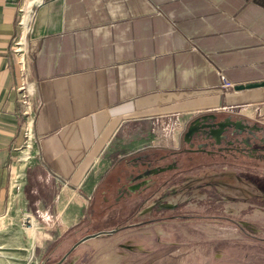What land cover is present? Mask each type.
I'll use <instances>...</instances> for the list:
<instances>
[{"label":"crops","instance_id":"1","mask_svg":"<svg viewBox=\"0 0 264 264\" xmlns=\"http://www.w3.org/2000/svg\"><path fill=\"white\" fill-rule=\"evenodd\" d=\"M24 1L0 0V217L37 224L32 255L85 219L117 135L158 141L174 115L264 104V0H39L25 115L11 53Z\"/></svg>","mask_w":264,"mask_h":264},{"label":"rangeland","instance_id":"2","mask_svg":"<svg viewBox=\"0 0 264 264\" xmlns=\"http://www.w3.org/2000/svg\"><path fill=\"white\" fill-rule=\"evenodd\" d=\"M30 16V11L26 17L22 11L26 23ZM237 112L264 126V104L238 107ZM191 117L174 115L172 123L154 127L166 136L158 141L148 133L139 139L117 135L111 150L116 157L129 158L146 150L166 154L174 150ZM165 128L169 134L163 133ZM216 161L181 166L180 159L179 169L167 176L170 183L162 185L141 210L112 211V221L101 211L100 218L68 236L51 255L56 244L45 254L41 246L32 255L33 237L39 231L33 220L0 217V264H58L83 237L113 229L118 231L79 244L61 264H264V164L254 161L246 170L239 162ZM153 203L157 205L149 210ZM33 227L31 236L28 231Z\"/></svg>","mask_w":264,"mask_h":264},{"label":"flooded vegetation","instance_id":"3","mask_svg":"<svg viewBox=\"0 0 264 264\" xmlns=\"http://www.w3.org/2000/svg\"><path fill=\"white\" fill-rule=\"evenodd\" d=\"M219 122L223 124L222 129L218 127ZM191 124L193 134L185 140ZM173 149L166 154L146 150L132 158L124 155L112 159L93 195L90 214L98 209L107 212V220L112 221L115 218L110 215L112 211L141 210L142 204L162 185L170 183L171 177L167 176L179 169L180 159L181 166L212 160L222 164L239 162L246 170L252 169L254 161L264 164V126L248 121L235 111L200 114L185 123ZM159 169L165 170L153 173ZM156 205L153 203L148 209Z\"/></svg>","mask_w":264,"mask_h":264},{"label":"built area","instance_id":"4","mask_svg":"<svg viewBox=\"0 0 264 264\" xmlns=\"http://www.w3.org/2000/svg\"><path fill=\"white\" fill-rule=\"evenodd\" d=\"M27 30L24 33L23 31V19L22 17L19 20V35L12 40L11 44V53L13 54L16 63L18 65V74H19V85L16 87L15 92L21 104L25 109V115H31L33 113L32 107L30 104V95L32 93L34 83L29 79V65L31 62L32 56L36 53V47L30 42V33H31V18L26 23ZM220 81V90L221 93L228 92L233 90L234 85L230 83L220 71H217ZM177 120V119H176ZM167 125V124H166ZM163 131L164 134H169L166 130ZM25 143L23 148L18 149L17 152L20 154V160L22 162H27L31 159L32 155L30 154V141L32 138L31 131L27 128L24 131ZM154 143V141H153ZM152 143V144H153ZM34 157V155H33Z\"/></svg>","mask_w":264,"mask_h":264},{"label":"water","instance_id":"5","mask_svg":"<svg viewBox=\"0 0 264 264\" xmlns=\"http://www.w3.org/2000/svg\"><path fill=\"white\" fill-rule=\"evenodd\" d=\"M211 117H212L213 120L216 119L215 115H212ZM218 127L220 129H222L223 128V124L219 122L218 123ZM193 130H194V128L192 127V124H191L189 129H188V131L185 133V140H187L188 137H190L193 134ZM220 132H221V130L218 131V135H219ZM164 170L165 169H159V171H154L153 173L163 172ZM117 231H118V229H113L111 231H102L100 233H94V234L87 235V236L83 237L80 241H78L77 243H75L73 245V247L70 249V251L59 261L58 264H61L65 260V258L70 254V252L73 251L79 244H81V243H83V242H85V241H87L89 239L99 237L101 234L111 235V234L116 233Z\"/></svg>","mask_w":264,"mask_h":264},{"label":"trees","instance_id":"6","mask_svg":"<svg viewBox=\"0 0 264 264\" xmlns=\"http://www.w3.org/2000/svg\"><path fill=\"white\" fill-rule=\"evenodd\" d=\"M98 212V214H95V213H97ZM101 211L100 210H98V209H95V211H94V214L92 215V214H89V215H87V220L85 221V220H83L78 226H77V228H75L73 231H72V234H75V233H77V231L79 230V229H82L83 227H85V228H87V227H89L90 225H91V223L93 222V220H94V217L95 218H100V216H99V213H100ZM95 215V216H94ZM55 247V248H54ZM53 247V249L49 252V254L51 255V252H53L54 251V249H56V245ZM48 254V255H49Z\"/></svg>","mask_w":264,"mask_h":264},{"label":"bare ground","instance_id":"7","mask_svg":"<svg viewBox=\"0 0 264 264\" xmlns=\"http://www.w3.org/2000/svg\"><path fill=\"white\" fill-rule=\"evenodd\" d=\"M39 3V0H25V3H24V9H23V12H24V16L26 17L28 15V12L30 11V8L33 4H38ZM23 19V17H22ZM26 22L23 21V31H24V28L26 27L27 28V25L25 24ZM26 31H24L25 33ZM97 238V237H96ZM92 239H95V238H92ZM91 240V239H89ZM88 241V240H87Z\"/></svg>","mask_w":264,"mask_h":264}]
</instances>
